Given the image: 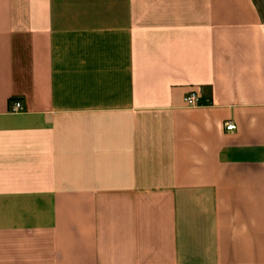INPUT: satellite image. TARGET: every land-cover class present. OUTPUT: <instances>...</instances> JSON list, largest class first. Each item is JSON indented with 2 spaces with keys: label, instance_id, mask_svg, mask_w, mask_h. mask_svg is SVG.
<instances>
[{
  "label": "crops",
  "instance_id": "1",
  "mask_svg": "<svg viewBox=\"0 0 264 264\" xmlns=\"http://www.w3.org/2000/svg\"><path fill=\"white\" fill-rule=\"evenodd\" d=\"M0 264H264V0H0Z\"/></svg>",
  "mask_w": 264,
  "mask_h": 264
},
{
  "label": "built area",
  "instance_id": "2",
  "mask_svg": "<svg viewBox=\"0 0 264 264\" xmlns=\"http://www.w3.org/2000/svg\"><path fill=\"white\" fill-rule=\"evenodd\" d=\"M185 101H186V104L189 106V107H196L199 105L200 103V98L196 97L195 94H191V95H188L187 97H185ZM21 110H23V104L21 103V101H15L12 103V106H11V111L12 112H20ZM225 126V130L227 132H233L235 130H237L238 126H236V124L229 120V122H226L224 124Z\"/></svg>",
  "mask_w": 264,
  "mask_h": 264
}]
</instances>
